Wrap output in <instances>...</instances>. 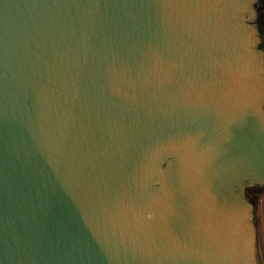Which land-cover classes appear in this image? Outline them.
Segmentation results:
<instances>
[{"label": "water", "instance_id": "water-1", "mask_svg": "<svg viewBox=\"0 0 264 264\" xmlns=\"http://www.w3.org/2000/svg\"><path fill=\"white\" fill-rule=\"evenodd\" d=\"M0 264H264V0H0Z\"/></svg>", "mask_w": 264, "mask_h": 264}]
</instances>
